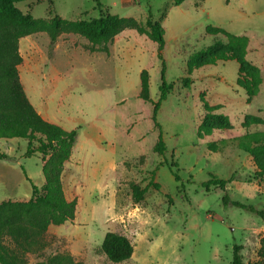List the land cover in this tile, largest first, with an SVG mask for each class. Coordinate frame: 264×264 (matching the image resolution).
Wrapping results in <instances>:
<instances>
[{
  "label": "rangeland",
  "instance_id": "obj_1",
  "mask_svg": "<svg viewBox=\"0 0 264 264\" xmlns=\"http://www.w3.org/2000/svg\"><path fill=\"white\" fill-rule=\"evenodd\" d=\"M181 1L180 7L174 0H99L100 6L96 0H25L16 5L43 20L114 15L145 24L151 12L166 31V80L175 85L156 125L153 105L139 98L144 70L153 102L160 95L162 62L149 38L125 30L109 45V54L74 34H61L56 42L46 33L21 40L25 63L19 70L30 102L48 122L80 132L63 180L68 200L77 201L76 218L51 226L44 246L27 256L29 264L55 254H69L82 264H113L102 251L108 233L134 246L132 258L121 264H233L235 245L243 247L245 264H264V221L224 206L220 188L208 192L204 187L211 176H234L227 185L232 200L264 211V178L256 176L252 157L240 145L247 133L264 131V0ZM209 26L249 38L247 60L263 77L250 103L237 84L236 61L196 69L200 52L218 41L228 43L225 36L209 34ZM204 102L222 106L232 129L200 138ZM248 115L263 123L245 129ZM161 134L164 156L154 149ZM27 147L26 140H0V152L10 156L0 160V202L29 201V180L45 183L42 158L26 157ZM134 187H148L138 203Z\"/></svg>",
  "mask_w": 264,
  "mask_h": 264
},
{
  "label": "trees",
  "instance_id": "obj_2",
  "mask_svg": "<svg viewBox=\"0 0 264 264\" xmlns=\"http://www.w3.org/2000/svg\"><path fill=\"white\" fill-rule=\"evenodd\" d=\"M25 0H0V140H26V157L40 155L43 161L42 173L45 183L38 187L31 180L32 196L29 201L0 202V264H29L27 256L42 243L51 226H61L73 222L76 218L77 201H69L63 186V173L66 163L71 159L73 149L78 143L79 129L67 131L45 120L29 101L20 78L19 67L23 63L20 53V40L37 33H46L52 42L61 34H74L86 39L93 50L109 54V45L125 30H133L149 38L158 45V57L162 62L159 99L153 102L150 97V75L147 70L141 73V92L139 98L153 105V122L157 125V116L162 104L174 89V84L166 80V63L163 51L166 45L165 30L153 20L149 12L145 24L134 18H121L114 15L99 16L89 21H69L56 15L52 19H35L30 14L22 13L16 5ZM100 6L99 0H96ZM183 1L174 0L175 6ZM211 35H222L228 43L218 41L213 46L200 52L196 57L199 62L196 69L216 65L218 62L236 61L239 65L237 84L247 93L250 103L260 92L263 84L261 70L247 60L250 46L246 36H232L226 31L209 26ZM206 116L199 127V137L211 136L217 129L231 130L227 116L221 114L222 106H210L204 102ZM263 123L261 119L248 115L243 126L249 129L253 124ZM241 148L249 154L257 168L256 176L264 178V131L247 133L240 138ZM161 156L166 152V144L161 134L155 146ZM0 152V160H8ZM176 180L179 177L175 176ZM234 181L211 176L204 184L209 192L212 187L220 188L224 195L222 203L226 207L242 209L257 215L264 221V211L253 205L233 201L227 192V185ZM148 187L133 188V198L139 202L147 193ZM242 246H234L233 264H245ZM102 251L113 264L130 260L134 246L124 236L108 233L102 244ZM260 256L264 258V240ZM35 264H82L69 254H55Z\"/></svg>",
  "mask_w": 264,
  "mask_h": 264
},
{
  "label": "crops",
  "instance_id": "obj_3",
  "mask_svg": "<svg viewBox=\"0 0 264 264\" xmlns=\"http://www.w3.org/2000/svg\"><path fill=\"white\" fill-rule=\"evenodd\" d=\"M180 7V6H179ZM165 36H166V31H165ZM31 37V36H30ZM117 38V37H116ZM115 38V39H116ZM24 39V38H23ZM22 40V39H21ZM21 40H20V42H21ZM33 40H34V38H32V41H27L26 43L28 44V43H32L33 42ZM27 44H26V46H27ZM25 46V47H26ZM24 47V48H25ZM20 53H21V45H20ZM21 56H22V58H23V63H22V65L20 66V67H23V64L25 63V55H22L21 54ZM19 67V68H20ZM19 72H20V70H19ZM20 78H21V76H20ZM23 84V83H22ZM24 87V86H23ZM24 90H25V88H24ZM27 95V94H26ZM28 97V96H27ZM29 99V98H28ZM30 101V100H29ZM32 104V103H31ZM39 113V112H38ZM40 114V113H39ZM41 115V114H40ZM42 116V115H41ZM43 117V116H42ZM44 118V117H43ZM45 119V118H44ZM45 120H47V119H45ZM76 147V146H75ZM74 150V149H73ZM8 156V155H7ZM10 157V156H9ZM72 159V158H71ZM71 159L66 163V165H65V168H67L68 167V165H70L71 164ZM42 166H43V161H42ZM41 166V167H42ZM64 172H65V170H64ZM63 180H64V173H63ZM35 185H37L36 183H35ZM38 187H42L43 185H37ZM63 186H64V182H63ZM64 190H65V188H64ZM29 192H30V190H28ZM67 197V196H66ZM68 199V198H67ZM73 201V200H72Z\"/></svg>",
  "mask_w": 264,
  "mask_h": 264
}]
</instances>
